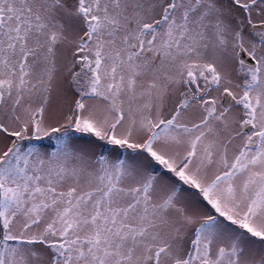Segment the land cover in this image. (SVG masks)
<instances>
[{"label": "snow or ice", "instance_id": "snow-or-ice-1", "mask_svg": "<svg viewBox=\"0 0 264 264\" xmlns=\"http://www.w3.org/2000/svg\"><path fill=\"white\" fill-rule=\"evenodd\" d=\"M0 264H264V0H0Z\"/></svg>", "mask_w": 264, "mask_h": 264}]
</instances>
